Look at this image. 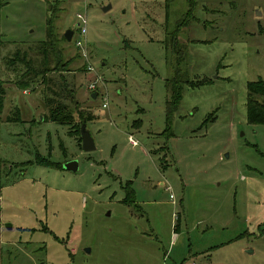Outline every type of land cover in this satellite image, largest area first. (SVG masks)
Segmentation results:
<instances>
[{"label":"rangeland","instance_id":"1","mask_svg":"<svg viewBox=\"0 0 264 264\" xmlns=\"http://www.w3.org/2000/svg\"><path fill=\"white\" fill-rule=\"evenodd\" d=\"M195 1L180 68L207 81L183 85L167 121L174 62L161 42L186 0H4L0 264H264V124L246 112L247 83L264 81V0ZM48 19L62 65L52 51L20 86L24 66L6 61L17 51L41 66ZM46 95L72 126L48 119Z\"/></svg>","mask_w":264,"mask_h":264},{"label":"trees","instance_id":"2","mask_svg":"<svg viewBox=\"0 0 264 264\" xmlns=\"http://www.w3.org/2000/svg\"><path fill=\"white\" fill-rule=\"evenodd\" d=\"M173 0H165L164 6L166 8V11L169 9V5L172 3ZM187 2V10L181 16V18L176 22L173 29H167L165 28V36L162 40L163 49L165 52L166 59L172 57L173 58V75L166 79L165 84L166 87H169L167 91L169 92V95L165 101V115L167 118V121L169 120V117L171 116L172 112L175 110L176 106L178 105L180 99H181V90L182 86L186 85L188 87H195L199 86L201 84H204L207 80H197V79H187L185 75L182 73V69L180 68L181 63L184 62L185 59V52L183 47L180 45L178 41V34L181 31V29L187 25L190 21L195 19V16L193 14L194 5L196 3L195 0H186ZM5 4L4 0H0V9ZM166 18H167V12H166ZM46 37L43 41H40L36 46L41 51L42 54H44V60L40 62V65L38 68L33 67V60L27 56L26 53L20 54V52H15L13 57H10L6 63L8 66L15 67L17 64L24 66V73L22 72L20 74V77L26 78V83L20 84V86H28L30 82L33 81V79L40 75L42 72L39 70H44L43 72H47V65H49L50 61L48 62V56L53 51L54 55L57 54V58L55 60V64L58 66L62 65L61 63V56L59 53H57L56 45H55V36L52 32L51 28V22L48 19L46 21ZM56 53V54H55ZM15 71L16 70L15 68ZM210 81V80H209ZM28 82V83H27ZM49 90L53 89L52 86H47ZM50 92V91H49ZM53 92V91H52ZM50 92V93H52ZM4 90L2 89L0 85V111L3 107V101H4ZM49 93V94H50ZM57 95V91L53 92L52 94ZM261 96L262 99H258L257 96ZM55 98H52L49 95H46L45 97V105L48 109L49 115L48 119L51 121H54L61 125H68L72 126L74 124V115L66 110L64 106H61L62 104L57 102L54 103ZM246 112H247V121L249 123H263L264 124V81L260 78H258L255 81H250L247 83V96H246ZM16 115L14 118L7 116L6 121H16L14 120L16 117H18V111L15 112ZM215 112H212L209 116V120L215 119ZM17 119V120H18ZM88 119H92L91 117H88L87 115L80 114V124L78 126V132L80 136V125L83 122L87 121ZM168 129V127H167ZM71 132V131H70ZM77 132V131H76ZM81 142V138H79ZM38 156V155H37ZM36 158L37 163H44V164H50L51 161L47 159H38ZM28 163V162H27ZM53 163V162H52ZM1 165L2 160L0 159V192L2 189L1 184ZM129 188V187H128ZM125 202L127 204H133L135 203L133 193L130 189H128V194L125 199Z\"/></svg>","mask_w":264,"mask_h":264},{"label":"water","instance_id":"3","mask_svg":"<svg viewBox=\"0 0 264 264\" xmlns=\"http://www.w3.org/2000/svg\"><path fill=\"white\" fill-rule=\"evenodd\" d=\"M110 6H104L102 9L105 11L109 8ZM73 31L70 29H67L64 33V37L66 38L67 41H70L72 38ZM92 98H95V94H92ZM80 138H81V149L84 152L91 151L95 149V144L93 141V138L90 135V132L87 130L85 122L82 121L80 125ZM63 168L70 170V171H75L77 170V163L75 161H67L63 164ZM8 227H10L8 225Z\"/></svg>","mask_w":264,"mask_h":264},{"label":"built area","instance_id":"4","mask_svg":"<svg viewBox=\"0 0 264 264\" xmlns=\"http://www.w3.org/2000/svg\"><path fill=\"white\" fill-rule=\"evenodd\" d=\"M79 18H81V22L82 23H85V20H84V18L82 17V16H78ZM90 69V68H89ZM90 88H94V86H93V84H91L90 86H89ZM104 107L106 106L105 104L103 105ZM128 141L132 144V145H136L137 144V142L131 137V136H129L128 137ZM172 197V196H171Z\"/></svg>","mask_w":264,"mask_h":264},{"label":"crops","instance_id":"5","mask_svg":"<svg viewBox=\"0 0 264 264\" xmlns=\"http://www.w3.org/2000/svg\"><path fill=\"white\" fill-rule=\"evenodd\" d=\"M176 228H177V226H176V224H175L174 229H176Z\"/></svg>","mask_w":264,"mask_h":264}]
</instances>
